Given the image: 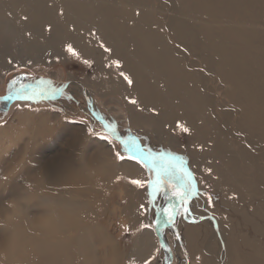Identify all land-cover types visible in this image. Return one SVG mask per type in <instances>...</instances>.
I'll return each instance as SVG.
<instances>
[{
  "label": "rangeland",
  "instance_id": "rangeland-1",
  "mask_svg": "<svg viewBox=\"0 0 264 264\" xmlns=\"http://www.w3.org/2000/svg\"><path fill=\"white\" fill-rule=\"evenodd\" d=\"M234 218L264 264V0H0V264H241Z\"/></svg>",
  "mask_w": 264,
  "mask_h": 264
},
{
  "label": "bare ground",
  "instance_id": "bare-ground-1",
  "mask_svg": "<svg viewBox=\"0 0 264 264\" xmlns=\"http://www.w3.org/2000/svg\"><path fill=\"white\" fill-rule=\"evenodd\" d=\"M136 48V50H144L146 51V48L145 46L142 44V42L138 43V44H134V45H130L129 48ZM156 75L158 76L159 73L156 71ZM224 81V80H223ZM232 87L235 89L238 88V90H240L242 92V96L246 99V102H253V97H252V94L248 91H243L244 89H241L239 87V84H238V81L237 80H232ZM166 87V86H165ZM168 88V87H167ZM131 90V89H130ZM134 90V89H132ZM132 95H135V94H132ZM229 95V94H228ZM240 95V94H239ZM134 97V96H133ZM229 98V97H228ZM242 99V97H241ZM155 100V99H154ZM232 100V99H231ZM243 100V99H242ZM156 101V100H155ZM234 101V100H233ZM244 102V103H246ZM254 103V102H253ZM216 102L213 103V106H215ZM247 106V105H246ZM249 106V105H248ZM241 107V106H240ZM244 107V106H242ZM249 114V115H248ZM248 120H250L249 122H254L255 123V115H254V112H248ZM154 119V118H152ZM155 120V119H154ZM247 120V121H248ZM156 123H158L156 121ZM101 175V174H100ZM241 181V180H240ZM239 181V182H240ZM243 182V181H242ZM241 185V184H240ZM243 186V185H242ZM250 187V185H249ZM246 188V187H245ZM248 191V190H247ZM249 192V191H248ZM251 207V206H250ZM12 208H16V210H22L23 207L19 204V203H16L12 206ZM247 209V208H246ZM251 209V208H250ZM65 210V209H64ZM65 212V211H64ZM60 212H57L56 213V216L55 218L52 219V222H54L55 224H58L60 223V221L62 222L63 221V225L65 226V230H67V227H68V223H71V224H74L75 223V220L77 215L75 217L73 216H68L67 214L64 215V218L61 219L59 217H57V214H59ZM16 217V215H15ZM18 217V216H17ZM242 219L244 220L242 224L244 225H248V227L250 228V232L251 234L252 233H255L256 232V229L254 227V224L257 220L256 218V215L253 214V213H244L242 215ZM18 221V220H17ZM20 221V219H19ZM79 224V221L77 222ZM232 223V222H231ZM240 222H237L234 218V225H235V229H234V238H237L238 240V243L240 244V258H239V262L241 264H256V262L254 261V258L252 256V252H251V249L249 246H246L244 247L243 246V243L245 242V240L247 239V235H244L241 233L240 231V226L242 225ZM233 225V227H234ZM253 225V226H252ZM31 227V230L34 231L35 233H40V232H43L45 231V234L47 236V240H46V243H44L40 248L39 250H43L45 251L46 253H37V252H34V248H32V246H30L33 250L32 254L34 253L35 256H33L31 258L30 261L34 262L35 264H65L67 262V260L69 261H72L73 260V256L66 252L64 250V244L68 241H75L77 242L78 240V237H77V230L75 231V235L70 238V237H67L65 234L61 235L60 231H58V229L56 227L53 226V223L52 224H49L46 228H41V227H38V226H34V225H30ZM232 227V226H231ZM262 229V230H261ZM64 230V231H65ZM233 230V229H232ZM233 232V231H232ZM259 232L263 233V236H264V220L261 221V228L259 230ZM18 233H21V231L19 230ZM230 233V232H229ZM58 234H60L61 236H59ZM233 234V233H232ZM63 236V237H62ZM89 243V240H83L81 241V245L79 244L78 247H79V252H81V255H86L87 251H88V246L87 244ZM235 243V241H234ZM20 242H17V241H14L13 242V245L10 246V247H7L8 248V252L11 254L12 256V259L10 261H14V260H17L15 262V264H19V262H24L22 259H21V255L22 256H27V257H30L28 253H22L21 251L18 252V248L20 247ZM250 249V255H246V252ZM261 250L264 251V245L262 244L261 242ZM18 253H20L18 255ZM30 253V252H29ZM243 253V254H242ZM263 253V256L262 258H264V252ZM45 255V258L44 260L41 259L40 257ZM39 259V260H38Z\"/></svg>",
  "mask_w": 264,
  "mask_h": 264
},
{
  "label": "snow or ice",
  "instance_id": "snow-or-ice-1",
  "mask_svg": "<svg viewBox=\"0 0 264 264\" xmlns=\"http://www.w3.org/2000/svg\"><path fill=\"white\" fill-rule=\"evenodd\" d=\"M50 30V29H49ZM68 52H70V53H73V49H72V46L71 45H68ZM106 51L108 50V49H105ZM73 54H75V53H73ZM85 63H88L87 61H85ZM121 75H123V73H121ZM124 79L127 81V83H128V85H132L133 84V81L128 77V76H124ZM22 99H31V97L30 96H25V97H21ZM7 99H9V100H11L12 99V96L11 95H9L8 97H7ZM132 103L133 104H135L136 103V101L135 100H133L132 101ZM113 131V134H115V132H114V129L112 130ZM182 131H185V132H187L188 131V129L187 128H183L182 129ZM123 144H124V148H125V151H130V150H132L133 148L135 149V150H137V151H139V146L138 145H135V142L133 141V143H132V146H129V144H127L126 142H122ZM142 156H143V159L145 160V161H147L149 164H151L153 167H155L156 166V161L152 158V155H151V152L150 151H148L147 153H140ZM118 158L119 159H121V160H123L124 159V157L123 156H119V154H118ZM130 159H132V158H134V157H129ZM140 162V160L139 159H137V163H139ZM159 182V180L157 181V182H155V183H158ZM132 183L133 184H136L137 186H140V187H143V184L140 182V181H136V180H133L132 181ZM177 195H180L182 198H184V193H176ZM185 211H187V209H185ZM146 264H147V262H146Z\"/></svg>",
  "mask_w": 264,
  "mask_h": 264
}]
</instances>
